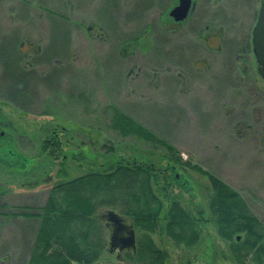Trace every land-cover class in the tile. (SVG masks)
Returning <instances> with one entry per match:
<instances>
[{
    "label": "rangeland",
    "instance_id": "374dc122",
    "mask_svg": "<svg viewBox=\"0 0 264 264\" xmlns=\"http://www.w3.org/2000/svg\"><path fill=\"white\" fill-rule=\"evenodd\" d=\"M195 1L179 22L170 14L179 0H0V212L39 213L54 171L55 186L119 157L168 167L166 148L111 128L115 106L186 162L153 171V187L165 206L180 203L199 236L189 247L170 237L162 213L155 230L137 228L138 247L164 250L169 264H209L211 240V264H237L236 241L218 234L210 209L209 174L264 220V79L252 45L262 0ZM107 209L126 217L102 207V223ZM105 222L90 264H138L130 252H110ZM39 223L0 215V264H27Z\"/></svg>",
    "mask_w": 264,
    "mask_h": 264
},
{
    "label": "trees",
    "instance_id": "16d2710c",
    "mask_svg": "<svg viewBox=\"0 0 264 264\" xmlns=\"http://www.w3.org/2000/svg\"><path fill=\"white\" fill-rule=\"evenodd\" d=\"M110 108L111 128L123 136L135 135L166 148L169 169L186 164L174 145L124 110L115 106ZM109 165V170H93L55 185L39 213L26 209L0 212L9 218H39L27 264L92 263L103 247V223L98 215L102 207L120 206L122 214L136 227L149 231L157 228L159 216L165 213L170 237L187 241L188 246L199 240L192 216L189 217L173 198L165 206L154 190L153 171L163 166L122 157L112 160ZM209 176L214 189L210 209L216 216L218 234L226 240L236 241L230 247L231 259L237 264H245L248 260L252 264H264V220L237 189L216 175ZM208 253L203 254L211 264L213 254ZM137 261L138 264H169L168 254L153 244L139 248Z\"/></svg>",
    "mask_w": 264,
    "mask_h": 264
},
{
    "label": "flooded vegetation",
    "instance_id": "af4514ba",
    "mask_svg": "<svg viewBox=\"0 0 264 264\" xmlns=\"http://www.w3.org/2000/svg\"><path fill=\"white\" fill-rule=\"evenodd\" d=\"M196 1L193 0V6L191 8V11L188 15V17L192 16V14L194 13L195 10V6H196ZM177 5V4H176ZM187 17V18H188ZM155 167V166H154ZM154 170H157V168L155 167ZM168 171H170L169 167H161L160 170H157L156 172H162L164 175L165 173H167ZM55 174L56 171H54V174H47L46 177H44L43 181L46 182L45 184L50 185L48 188H52L54 187V178H55ZM39 179H37L36 181H34V183H32L33 185L38 183ZM46 186V187H47ZM191 195V199L193 201V205L200 207V204L195 202V197L197 196L196 193H192ZM201 209V213H204V209ZM188 215V214H187ZM190 215V214H189ZM191 216V215H190ZM101 219L105 222V226H106V230L108 233V239H109V243H108V247L110 248V252H115V251H119L120 253H125V252H130V254L134 255V256H138V251H139V247L137 244V228L132 221L129 220V218L121 216L120 214H116L113 213L111 215V213L109 212V209L106 210L105 214L101 217ZM238 239H240V236L237 237ZM185 244L187 243V241H184ZM187 247H189L186 244ZM205 250H207L208 252H211V254L214 255L215 252V246H214V242L211 240H208L205 243ZM205 251H203L204 253ZM202 257H205V254H203ZM194 259L198 260V256L195 255ZM132 260V257H131ZM104 264V263H103ZM112 264V263H111ZM117 264H128L126 261H120ZM183 264V263H182ZM248 264V263H245Z\"/></svg>",
    "mask_w": 264,
    "mask_h": 264
},
{
    "label": "water",
    "instance_id": "95a60500",
    "mask_svg": "<svg viewBox=\"0 0 264 264\" xmlns=\"http://www.w3.org/2000/svg\"><path fill=\"white\" fill-rule=\"evenodd\" d=\"M192 6L193 0H179L170 14L175 21H182L188 17ZM252 44L258 62L259 74L264 79V0L261 2L257 20L252 30ZM110 213L112 215L114 212L110 211Z\"/></svg>",
    "mask_w": 264,
    "mask_h": 264
}]
</instances>
